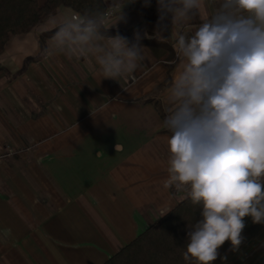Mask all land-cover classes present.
Returning a JSON list of instances; mask_svg holds the SVG:
<instances>
[{"label": "crops", "instance_id": "0c3cea01", "mask_svg": "<svg viewBox=\"0 0 264 264\" xmlns=\"http://www.w3.org/2000/svg\"><path fill=\"white\" fill-rule=\"evenodd\" d=\"M123 11L107 32L162 45L140 44L142 67L119 82L52 54L51 20L73 17L69 8L0 55V264H104L185 198L188 188L166 183L174 35L168 21L157 35L156 0ZM227 264H264V230Z\"/></svg>", "mask_w": 264, "mask_h": 264}, {"label": "clouds", "instance_id": "9594fccd", "mask_svg": "<svg viewBox=\"0 0 264 264\" xmlns=\"http://www.w3.org/2000/svg\"><path fill=\"white\" fill-rule=\"evenodd\" d=\"M130 0L56 20L50 49L91 61L119 82L144 61V48L107 31L125 20ZM157 35L171 26L178 75L168 88L166 183L186 186L199 219L188 226L185 261L214 264L226 242L238 253L246 219L264 225V0H156ZM150 0H144L148 7ZM99 81V82H100ZM117 151L120 149L116 145ZM171 211L160 209L159 216ZM222 264L227 259L220 257Z\"/></svg>", "mask_w": 264, "mask_h": 264}, {"label": "trees", "instance_id": "16d2710c", "mask_svg": "<svg viewBox=\"0 0 264 264\" xmlns=\"http://www.w3.org/2000/svg\"><path fill=\"white\" fill-rule=\"evenodd\" d=\"M137 1L140 3L141 0ZM60 8H69L78 14L102 10L105 16L108 4L105 0H0V55L5 52L12 36L30 33L57 14ZM107 35H121L129 42H137L123 33L107 32ZM139 44L162 45L157 41H139ZM199 218V208L193 205L188 190L173 210L104 264H194L192 260H184V252L188 226L191 227ZM245 219V241L240 250L264 230V225L253 224L250 218ZM229 249L230 244L226 242L219 250L220 257H227L223 264L238 254ZM220 257L214 264H222Z\"/></svg>", "mask_w": 264, "mask_h": 264}, {"label": "rangeland", "instance_id": "374dc122", "mask_svg": "<svg viewBox=\"0 0 264 264\" xmlns=\"http://www.w3.org/2000/svg\"><path fill=\"white\" fill-rule=\"evenodd\" d=\"M76 14H78V13H75L74 15H76ZM107 14H108V15H107ZM74 15H73V16H74ZM107 16H109L108 10H107V13L105 14L104 17L106 18ZM175 187H176V188L179 187V188H182V189H186V188H187L186 186H183V185H181V186H177V185H175Z\"/></svg>", "mask_w": 264, "mask_h": 264}, {"label": "built area", "instance_id": "2783aa9c", "mask_svg": "<svg viewBox=\"0 0 264 264\" xmlns=\"http://www.w3.org/2000/svg\"><path fill=\"white\" fill-rule=\"evenodd\" d=\"M77 15V14H76ZM76 15H74V16H76ZM108 15V14H107ZM177 53V52H176Z\"/></svg>", "mask_w": 264, "mask_h": 264}]
</instances>
